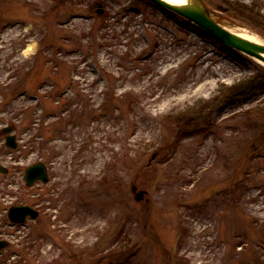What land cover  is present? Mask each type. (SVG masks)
<instances>
[{
  "label": "rangeland",
  "instance_id": "obj_1",
  "mask_svg": "<svg viewBox=\"0 0 264 264\" xmlns=\"http://www.w3.org/2000/svg\"><path fill=\"white\" fill-rule=\"evenodd\" d=\"M1 165L0 264H264V64L151 0H0Z\"/></svg>",
  "mask_w": 264,
  "mask_h": 264
},
{
  "label": "water",
  "instance_id": "obj_2",
  "mask_svg": "<svg viewBox=\"0 0 264 264\" xmlns=\"http://www.w3.org/2000/svg\"><path fill=\"white\" fill-rule=\"evenodd\" d=\"M153 1L196 23L199 27L228 46L255 57L264 63V43L242 36L224 25L204 0H186L185 3H173L168 0ZM11 130V127L3 129L4 132H10ZM6 142L11 147L17 146L16 136L14 134H7ZM25 179L28 185H32L37 179L47 182L49 175L46 165L43 162H38L27 167ZM132 189L136 192L135 197L137 200L143 199L145 190L138 191L136 185H133ZM27 214H31L34 218L38 215V211L27 205L13 206L9 211V216L14 222H24ZM6 244L7 242L5 240H0V249Z\"/></svg>",
  "mask_w": 264,
  "mask_h": 264
},
{
  "label": "bare ground",
  "instance_id": "obj_3",
  "mask_svg": "<svg viewBox=\"0 0 264 264\" xmlns=\"http://www.w3.org/2000/svg\"><path fill=\"white\" fill-rule=\"evenodd\" d=\"M168 1H171L173 3H185L186 2V0H168ZM232 29H233V31L237 32L238 34L245 36L251 40H254V41H257L260 43H264L263 37H260L259 34H257L253 30L248 29L247 27L235 25V26H233Z\"/></svg>",
  "mask_w": 264,
  "mask_h": 264
},
{
  "label": "trees",
  "instance_id": "obj_4",
  "mask_svg": "<svg viewBox=\"0 0 264 264\" xmlns=\"http://www.w3.org/2000/svg\"><path fill=\"white\" fill-rule=\"evenodd\" d=\"M262 81H263L262 78H260V79L258 78L257 81L254 83V85H252L251 88H254L258 83L260 84ZM245 89H246V88H245ZM245 89H244V90H245ZM242 92H243V91H242ZM239 94H242V93H239Z\"/></svg>",
  "mask_w": 264,
  "mask_h": 264
}]
</instances>
